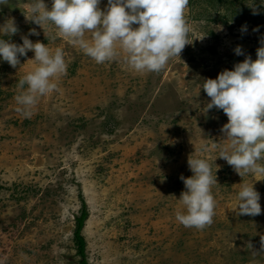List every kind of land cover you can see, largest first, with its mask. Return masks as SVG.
I'll list each match as a JSON object with an SVG mask.
<instances>
[{"label": "rangeland", "instance_id": "1", "mask_svg": "<svg viewBox=\"0 0 264 264\" xmlns=\"http://www.w3.org/2000/svg\"><path fill=\"white\" fill-rule=\"evenodd\" d=\"M25 3L0 0V23L14 18L15 43L35 28L29 39L60 47L67 70L25 117L14 97L34 53L15 68L0 61V264H81L73 231L82 203L87 264H264V176L241 177L217 157L213 141L223 139L227 116L215 107L203 113L210 98L200 90L201 79L244 59L237 45L256 58L264 5L255 0L253 15V0H188L189 44L152 72L131 69L122 56L95 62L51 23L26 20ZM191 154L207 159L217 179L212 223L203 228L175 218ZM241 182L254 184L261 214H238Z\"/></svg>", "mask_w": 264, "mask_h": 264}, {"label": "clouds", "instance_id": "2", "mask_svg": "<svg viewBox=\"0 0 264 264\" xmlns=\"http://www.w3.org/2000/svg\"><path fill=\"white\" fill-rule=\"evenodd\" d=\"M259 2L264 5V0ZM100 3L101 0H51L49 7L45 0H26L24 16L42 29L51 23L59 35L97 63L122 56L135 71H159L171 57H180L189 44V25L184 15L188 0H107L103 9ZM251 9L253 15L258 14L255 0ZM258 30L259 26L253 29ZM18 31L14 18L0 23V61L15 68L20 57L28 51L34 53L29 60L35 67L17 81L18 94L14 97L17 111L28 117L38 97L57 89L55 79L66 72L67 64L60 47L53 51L47 44L29 39L39 35L35 28L20 36L22 43L12 42L11 37ZM240 31H247V26L243 25ZM86 34L90 35L86 38ZM258 43L255 59L237 45L233 51L244 59L230 70L219 72L215 79H201L200 84V90L210 98L202 107L203 113L215 107L227 116V123L220 128L223 139L213 141V147L218 148L217 157L241 177L264 176V35ZM222 141H227V145ZM204 150L202 146L201 151ZM187 164L192 175L179 177L184 190L178 199L173 197L183 210H177L175 218L185 227L203 228L212 223L214 215L211 186L217 184L216 174L205 158L191 154ZM237 201L239 215L261 214L260 194L254 184L239 183ZM260 239L264 249V236ZM249 247L252 248L250 243Z\"/></svg>", "mask_w": 264, "mask_h": 264}, {"label": "trees", "instance_id": "3", "mask_svg": "<svg viewBox=\"0 0 264 264\" xmlns=\"http://www.w3.org/2000/svg\"><path fill=\"white\" fill-rule=\"evenodd\" d=\"M260 46V45H258ZM88 217V213L86 211V207L84 203H82V208L80 209V213L77 217L74 218V231H73V239L74 245L76 247L77 254L80 257L81 264H87L85 261V241L81 234V231L84 227L85 221Z\"/></svg>", "mask_w": 264, "mask_h": 264}]
</instances>
